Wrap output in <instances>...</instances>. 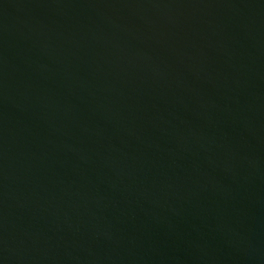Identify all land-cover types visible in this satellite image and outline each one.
Masks as SVG:
<instances>
[{"label": "water", "instance_id": "water-1", "mask_svg": "<svg viewBox=\"0 0 264 264\" xmlns=\"http://www.w3.org/2000/svg\"><path fill=\"white\" fill-rule=\"evenodd\" d=\"M0 264H264V0H0Z\"/></svg>", "mask_w": 264, "mask_h": 264}]
</instances>
